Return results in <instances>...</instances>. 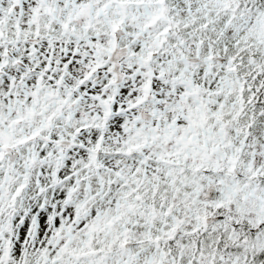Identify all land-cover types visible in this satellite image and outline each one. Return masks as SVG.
<instances>
[{"label":"snow or ice","instance_id":"1","mask_svg":"<svg viewBox=\"0 0 264 264\" xmlns=\"http://www.w3.org/2000/svg\"><path fill=\"white\" fill-rule=\"evenodd\" d=\"M0 264H264V0H0Z\"/></svg>","mask_w":264,"mask_h":264}]
</instances>
